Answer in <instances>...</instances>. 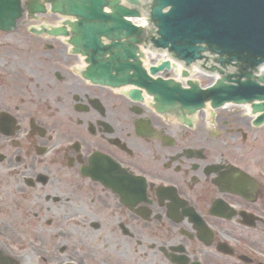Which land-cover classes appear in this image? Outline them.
I'll use <instances>...</instances> for the list:
<instances>
[{"label": "flooded vegetation", "instance_id": "obj_1", "mask_svg": "<svg viewBox=\"0 0 264 264\" xmlns=\"http://www.w3.org/2000/svg\"><path fill=\"white\" fill-rule=\"evenodd\" d=\"M0 18V264H264V119L148 113L86 82L48 17ZM5 28H10L6 30Z\"/></svg>", "mask_w": 264, "mask_h": 264}, {"label": "water", "instance_id": "obj_2", "mask_svg": "<svg viewBox=\"0 0 264 264\" xmlns=\"http://www.w3.org/2000/svg\"><path fill=\"white\" fill-rule=\"evenodd\" d=\"M0 9L13 17L21 11L20 0H0ZM51 11L72 16L65 27L52 28L55 36L70 35L74 53L85 56L83 76L92 83L112 88L131 86L126 94L141 101L151 96L158 112L180 110L192 113L206 102L212 108L225 103L253 102L264 119V76L252 71L264 63V0H44ZM149 1V2H148ZM35 10L44 8L33 0ZM4 6V8H3ZM147 6L157 49H165L186 65L212 59L220 78L202 89L188 81L187 87L170 79L152 78L169 68L168 62L146 70L139 60L142 29L128 18L138 17ZM0 10V11H1ZM147 41V40H145ZM214 54V57L209 55ZM240 67L238 72L226 69ZM185 71L182 76H186Z\"/></svg>", "mask_w": 264, "mask_h": 264}]
</instances>
